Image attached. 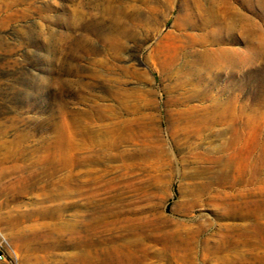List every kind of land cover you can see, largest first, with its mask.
<instances>
[{
	"label": "rangeland",
	"instance_id": "1",
	"mask_svg": "<svg viewBox=\"0 0 264 264\" xmlns=\"http://www.w3.org/2000/svg\"><path fill=\"white\" fill-rule=\"evenodd\" d=\"M0 231V264H264V0H0Z\"/></svg>",
	"mask_w": 264,
	"mask_h": 264
},
{
	"label": "built area",
	"instance_id": "2",
	"mask_svg": "<svg viewBox=\"0 0 264 264\" xmlns=\"http://www.w3.org/2000/svg\"><path fill=\"white\" fill-rule=\"evenodd\" d=\"M4 241H6L4 235L2 234V232L0 231V259H4L5 258V253L3 251V243Z\"/></svg>",
	"mask_w": 264,
	"mask_h": 264
},
{
	"label": "bare ground",
	"instance_id": "3",
	"mask_svg": "<svg viewBox=\"0 0 264 264\" xmlns=\"http://www.w3.org/2000/svg\"><path fill=\"white\" fill-rule=\"evenodd\" d=\"M137 108V107H136ZM143 119H144V117H143ZM133 122V121H132ZM135 122V121H134ZM140 123V122H139ZM116 127V126H115ZM121 128V127H120ZM109 131V130H108ZM88 131H86V133H87ZM115 132V131H114ZM109 135V134H108ZM231 193V192H230ZM231 194H234L233 192L231 193ZM232 197V196H231ZM235 197V196H234ZM239 197V196H238ZM236 202V201H235ZM240 205V204H239ZM247 206V205H246ZM234 226V225H233ZM224 227V226H223ZM225 229H227V228H225ZM235 229V228H234ZM230 231V230H229ZM232 231H233V228H232ZM183 235V234H182ZM221 235V234H220ZM228 235V234H227ZM232 235V234H231ZM237 235H238V233H237ZM223 237H224V235H223ZM245 237V236H244ZM249 237V236H248ZM232 241H233V239H232ZM236 241V240H235ZM234 242V241H233ZM241 242V241H240ZM196 243V242H195ZM219 243V242H218ZM246 243V242H245ZM222 245V244H221ZM190 246V245H189Z\"/></svg>",
	"mask_w": 264,
	"mask_h": 264
}]
</instances>
